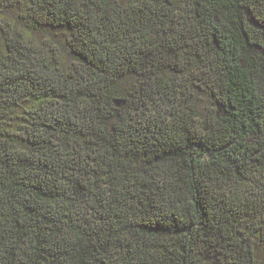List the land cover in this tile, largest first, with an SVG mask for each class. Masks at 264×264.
I'll return each mask as SVG.
<instances>
[{
    "label": "trees",
    "instance_id": "trees-1",
    "mask_svg": "<svg viewBox=\"0 0 264 264\" xmlns=\"http://www.w3.org/2000/svg\"><path fill=\"white\" fill-rule=\"evenodd\" d=\"M0 264H264V0H0Z\"/></svg>",
    "mask_w": 264,
    "mask_h": 264
}]
</instances>
